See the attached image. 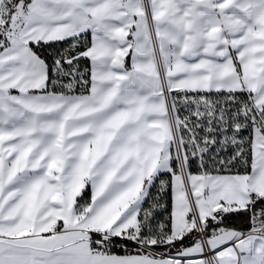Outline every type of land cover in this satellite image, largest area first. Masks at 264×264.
<instances>
[{
	"label": "snow or ice",
	"instance_id": "snow-or-ice-1",
	"mask_svg": "<svg viewBox=\"0 0 264 264\" xmlns=\"http://www.w3.org/2000/svg\"><path fill=\"white\" fill-rule=\"evenodd\" d=\"M0 264H264V0H0Z\"/></svg>",
	"mask_w": 264,
	"mask_h": 264
},
{
	"label": "trees",
	"instance_id": "trees-1",
	"mask_svg": "<svg viewBox=\"0 0 264 264\" xmlns=\"http://www.w3.org/2000/svg\"><path fill=\"white\" fill-rule=\"evenodd\" d=\"M193 171H195V169H193ZM241 171H243V169H241ZM169 206H170V201H169ZM160 219H163V215H161L159 217ZM231 226H235V227H243L244 224H245V221L242 219V218H237V219H234L230 222ZM133 247L132 245H129V249H128V253H125L124 250L122 249H119V248H116V249H113V253L114 254H117V255H125V254H135L134 251H133Z\"/></svg>",
	"mask_w": 264,
	"mask_h": 264
}]
</instances>
